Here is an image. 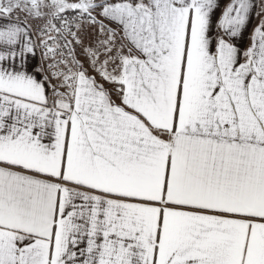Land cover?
<instances>
[{"label": "snow or ice", "instance_id": "6c2138e0", "mask_svg": "<svg viewBox=\"0 0 264 264\" xmlns=\"http://www.w3.org/2000/svg\"><path fill=\"white\" fill-rule=\"evenodd\" d=\"M0 264H264V0H0Z\"/></svg>", "mask_w": 264, "mask_h": 264}, {"label": "crops", "instance_id": "0c3cea01", "mask_svg": "<svg viewBox=\"0 0 264 264\" xmlns=\"http://www.w3.org/2000/svg\"><path fill=\"white\" fill-rule=\"evenodd\" d=\"M254 23H255V21H254Z\"/></svg>", "mask_w": 264, "mask_h": 264}]
</instances>
